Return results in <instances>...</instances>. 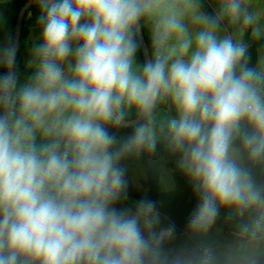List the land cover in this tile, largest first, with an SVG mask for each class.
Returning a JSON list of instances; mask_svg holds the SVG:
<instances>
[{
	"label": "clouds",
	"instance_id": "1",
	"mask_svg": "<svg viewBox=\"0 0 264 264\" xmlns=\"http://www.w3.org/2000/svg\"><path fill=\"white\" fill-rule=\"evenodd\" d=\"M205 2L33 0L23 74L0 38V264H264V0ZM160 151L197 201L180 235L126 203Z\"/></svg>",
	"mask_w": 264,
	"mask_h": 264
},
{
	"label": "crops",
	"instance_id": "2",
	"mask_svg": "<svg viewBox=\"0 0 264 264\" xmlns=\"http://www.w3.org/2000/svg\"><path fill=\"white\" fill-rule=\"evenodd\" d=\"M10 0H0V3L8 2ZM211 0H206L205 10L212 12L210 6ZM36 16L28 13L24 18V25L27 28V36L23 41V48L20 52L19 71L24 72V66L28 58V50L31 46L33 37L38 36V29H36ZM1 38V37H0ZM127 133L119 134V136H126ZM128 167L129 189H128V205L139 199L135 196L144 197L148 193L146 186V172L142 161L129 160L125 162ZM175 165L172 159L163 160L159 166V200L157 201L160 210L165 217L175 222L177 226V234L183 232L186 219L196 204V198L192 192L191 186L187 179L180 173L171 168ZM221 226L222 221L220 222ZM225 232L228 229L225 227Z\"/></svg>",
	"mask_w": 264,
	"mask_h": 264
},
{
	"label": "trees",
	"instance_id": "3",
	"mask_svg": "<svg viewBox=\"0 0 264 264\" xmlns=\"http://www.w3.org/2000/svg\"><path fill=\"white\" fill-rule=\"evenodd\" d=\"M27 1L29 0H10L8 2L0 3V37L1 38H3L8 32L14 33L15 22L18 12L21 6ZM28 13H31L33 15L38 14L35 6L30 7L26 11L25 16ZM26 36H27V28L24 25V19H23V25L21 28V35H20V52L23 48V41L26 38ZM20 52L18 55V67L20 65ZM131 131L132 129L129 128L121 129L118 135L122 133L129 134ZM166 159H171V158L167 157L162 151L158 152L157 155L152 158L143 157L141 159L147 176L146 186L148 188V193L146 196L155 201L159 200V186H158V179L160 173L159 166L160 163ZM171 168L174 169L176 172H178L176 170L175 165H172ZM135 197L141 199V197L139 196H135Z\"/></svg>",
	"mask_w": 264,
	"mask_h": 264
},
{
	"label": "water",
	"instance_id": "4",
	"mask_svg": "<svg viewBox=\"0 0 264 264\" xmlns=\"http://www.w3.org/2000/svg\"><path fill=\"white\" fill-rule=\"evenodd\" d=\"M33 6H35L33 3V0H29L21 6L18 12V15L16 17V22H15L14 34H18L19 39L21 35V28L23 25V19H24L25 13L30 7H33Z\"/></svg>",
	"mask_w": 264,
	"mask_h": 264
}]
</instances>
